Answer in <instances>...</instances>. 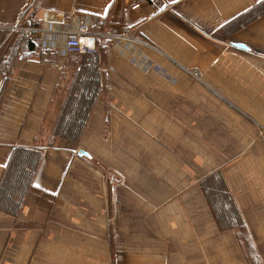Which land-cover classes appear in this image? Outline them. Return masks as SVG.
<instances>
[{"label":"crops","instance_id":"obj_1","mask_svg":"<svg viewBox=\"0 0 264 264\" xmlns=\"http://www.w3.org/2000/svg\"><path fill=\"white\" fill-rule=\"evenodd\" d=\"M34 1L37 27L20 19ZM259 1L0 0V187L14 150L43 154L0 208V264H264V15L224 28ZM80 17L120 38L95 41L81 137H52ZM14 26L53 54L18 49L4 73ZM215 175L239 229L219 226Z\"/></svg>","mask_w":264,"mask_h":264},{"label":"trees","instance_id":"obj_2","mask_svg":"<svg viewBox=\"0 0 264 264\" xmlns=\"http://www.w3.org/2000/svg\"><path fill=\"white\" fill-rule=\"evenodd\" d=\"M35 2L32 3V7L20 15L21 20L33 27L38 26V22L34 19L35 10L37 9V3ZM262 15H264V0L259 1L248 12L233 18L224 28L229 32L240 30ZM104 22V20L96 21V32L104 31ZM28 38L29 35L25 38L24 47H19V41L12 50L3 66L4 73H8L18 49L22 50L24 48L25 52L31 54L34 42L30 39L28 40ZM98 41L99 38L96 39V48L100 45ZM98 62L96 51L86 53L80 59L70 60V64L68 65L69 73L66 77L68 84L58 116L51 129L52 137L53 135H59L60 137L73 140H78L81 137L100 87ZM42 157L43 154L38 150H14L8 163L6 175L2 178L0 208L13 211L16 208V204L11 201L12 197L24 194L29 188H36L32 180ZM203 185L219 226L221 228L239 229L241 221L233 209L231 199H229V195H227L219 175L206 179Z\"/></svg>","mask_w":264,"mask_h":264},{"label":"built area","instance_id":"obj_3","mask_svg":"<svg viewBox=\"0 0 264 264\" xmlns=\"http://www.w3.org/2000/svg\"><path fill=\"white\" fill-rule=\"evenodd\" d=\"M139 5H135L132 8H138ZM94 23L88 21L85 17L78 18L75 28L66 33L65 41H64V48L65 50L73 55H84L86 53H90L95 51V41L97 38H120L115 34H110L109 32H96L93 30ZM12 32H21L22 38L19 43V47H22L25 43L26 36L30 35L32 31L35 29L32 28H20L18 26H14L10 28ZM39 54L40 57H50L51 53L48 50L41 49L38 46V43H34L33 54ZM258 136L260 138H264V129L259 128Z\"/></svg>","mask_w":264,"mask_h":264},{"label":"water","instance_id":"obj_4","mask_svg":"<svg viewBox=\"0 0 264 264\" xmlns=\"http://www.w3.org/2000/svg\"><path fill=\"white\" fill-rule=\"evenodd\" d=\"M238 47H242L241 45H237Z\"/></svg>","mask_w":264,"mask_h":264}]
</instances>
